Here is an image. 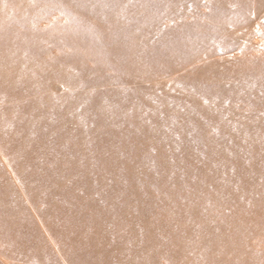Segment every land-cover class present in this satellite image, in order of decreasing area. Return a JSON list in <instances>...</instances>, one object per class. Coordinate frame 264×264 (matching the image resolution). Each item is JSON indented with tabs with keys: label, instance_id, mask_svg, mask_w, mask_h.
Segmentation results:
<instances>
[{
	"label": "rangeland",
	"instance_id": "1",
	"mask_svg": "<svg viewBox=\"0 0 264 264\" xmlns=\"http://www.w3.org/2000/svg\"><path fill=\"white\" fill-rule=\"evenodd\" d=\"M224 4L0 0V182L10 185V202L26 210L59 264L72 263L34 198L68 190L86 200L71 188L91 172L101 176L83 186L92 196L123 175L134 183L125 178L114 195L125 192L119 201L134 206L138 195H129L143 184L141 218L159 213L161 185L175 192L170 208L181 216L172 218L180 226L175 238L173 223L137 226L135 216L129 231L117 235L115 227L105 241L93 240L98 257L85 263L133 264L170 245L175 257L195 261L188 228L211 233L228 223L232 230L235 196L255 206L258 220L244 226L252 233L247 252L264 264V75L253 77L264 69V14L229 15ZM5 227L12 234L5 224L0 235ZM21 234L0 237V264H29L31 254L7 252L34 251L37 240ZM197 255L196 264H210ZM41 256L31 264H50Z\"/></svg>",
	"mask_w": 264,
	"mask_h": 264
},
{
	"label": "bare ground",
	"instance_id": "2",
	"mask_svg": "<svg viewBox=\"0 0 264 264\" xmlns=\"http://www.w3.org/2000/svg\"><path fill=\"white\" fill-rule=\"evenodd\" d=\"M224 1L225 4L221 5L220 10L223 13H226V11H228V13L226 14L229 15H232V13L250 12L251 17L258 18L260 17V14H264V0ZM245 1H247V5H241V2ZM96 34L101 35L99 32H96ZM253 75V77H259L260 75H264V69H260L259 72H256ZM251 80H257V78H252ZM2 120L3 119H0V121ZM104 164L106 165L107 162H105ZM104 164L98 163V165H101L100 167L106 170L108 165L105 166ZM112 165L115 166L114 163H112ZM104 174L106 175L107 173L104 172ZM0 175L2 176L1 172ZM93 177L95 180H100L101 176L93 174L91 172L90 174H86L80 180L79 185H75L73 188H71V190L73 191L80 192L86 200L71 198L68 190H63L56 193V197L55 194L52 193L47 197H43L41 199L34 198L36 202L38 200L39 202H41V218L46 224H48L51 231V235H55L62 253L64 254V256L69 258L72 264H87L85 263V260H90L91 257H93L94 255L98 257V253H96L97 247L92 241L96 240L97 242L103 239L105 241L108 235L114 232L115 227H117V235L129 231L130 224L132 221H134L135 216H137L138 218L136 221L137 226H143L149 221H153V223L155 221L173 223V230L171 233L173 234L174 238L177 237L178 231H180V226L178 223L173 221L172 218L176 217L177 214V218H179L181 215L178 211L170 208L172 207L170 206V204L173 201L172 197L175 194L174 191L168 190L166 187L161 185L158 191L161 194V198H163L164 200L163 202L159 203L161 206L159 213L149 218H141L146 208L145 204L142 202V196L145 195V193L143 194V184L140 185L141 189L139 190V194L136 193L135 195H129L133 198H137L138 195L139 198L134 206H130L119 201V198L124 199V197L122 196H124L125 192H122L120 195H118L119 198H117L116 195H114V189L118 185L124 183L126 179L129 180L130 184H133V178L125 177L123 175L114 176V178L112 177L113 183L111 182L108 190L104 194L102 192H97L95 196H92L93 192H90L89 190L84 191L83 186L85 185V183L87 184L88 180L92 179ZM5 184L6 181L3 184L0 182V228H4V225L7 224L11 229L13 236L16 237L17 233H22L29 238L32 237L37 240V244L34 248V251L33 249L27 251L17 249L13 251L7 250V252H19L28 255L31 254V257L27 260V263L29 264L33 262H38V259H36L37 254L38 256L42 255V258L43 255L46 256L45 260L50 264H59L50 252L49 247L43 240V237L41 236L39 230L33 224L32 219L28 217L27 212L25 213L26 210L20 207L19 205L14 204L15 202H10L9 195L11 194V192L6 191L7 188H10V185ZM191 187L194 188L193 186ZM4 192H6L8 195H6ZM87 198H91L90 203H81L87 202ZM75 200L77 203H81L80 206L75 207L73 205V202H75ZM149 201L150 198L148 199V202ZM229 203L231 204V206H234L238 211V214L233 217V222L231 223L232 225L234 223L233 229L231 230L225 228L226 224L228 223H225L221 228L211 233L203 231V228L201 227H192L190 229L188 228L193 237L192 239H190L192 241H190L187 245L189 247V251H193L196 255H203V260L207 262L210 261V264H260L254 261L253 254L247 252L246 240L249 236L252 235V233L250 232V229L244 227L247 226L250 228L249 224L251 225V223L256 220L255 206L250 205L246 202H242L235 196L232 200L229 201ZM202 206H204V203L195 207L196 209L193 211L194 216L198 215V213L201 211ZM165 214H168V217L164 216ZM8 216H14L16 221H12L9 224V222H7L9 221V219L7 218ZM201 221L202 220L195 219V222ZM101 223H104L105 225H110V227L107 228L102 226L104 228L100 229L98 226ZM15 224H17V228ZM83 227H87L86 232H84L83 234L76 233V229L81 230V228ZM99 229L100 231L98 232ZM137 231L139 234L145 236V233H143L142 231L140 232L138 229ZM2 233L4 234H2V236L0 235V237L3 239L4 242L9 239V236L10 238H12V234L9 233L8 227H5V232ZM76 237H80L82 240L80 241L81 246L78 248L76 246H73L74 242H72L73 239ZM161 237L164 240H167L168 242L170 241L168 240L170 239L169 233H166L165 231L161 232ZM223 241H226L224 245ZM71 242L73 243L72 245ZM175 248L177 247L170 245L167 249L158 250L150 256L148 255L144 258L138 257L137 259H135L133 264H155V261L158 259H166L170 261L171 264H196L199 261L196 255L191 256L195 258V261L194 259L186 260L180 256L175 257L173 255ZM83 251L85 252L82 253ZM241 251V256H239L238 258H234V256L240 253ZM45 253L48 255H46ZM47 256L49 257L47 258ZM203 264H206V262H204Z\"/></svg>",
	"mask_w": 264,
	"mask_h": 264
}]
</instances>
